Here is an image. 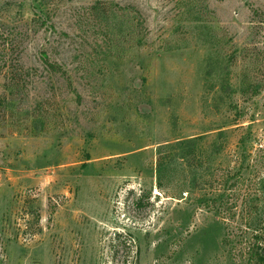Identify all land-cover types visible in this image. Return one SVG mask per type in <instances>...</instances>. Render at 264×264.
Returning <instances> with one entry per match:
<instances>
[{"label":"rangeland","instance_id":"rangeland-1","mask_svg":"<svg viewBox=\"0 0 264 264\" xmlns=\"http://www.w3.org/2000/svg\"><path fill=\"white\" fill-rule=\"evenodd\" d=\"M251 201L264 0H0V264H244Z\"/></svg>","mask_w":264,"mask_h":264},{"label":"trees","instance_id":"trees-1","mask_svg":"<svg viewBox=\"0 0 264 264\" xmlns=\"http://www.w3.org/2000/svg\"><path fill=\"white\" fill-rule=\"evenodd\" d=\"M45 65L56 72V65L49 64L47 61ZM183 146H186L185 142H177L176 147L182 149ZM159 155L160 157L158 158L157 168L158 172L160 173L162 167L161 152H159ZM225 174H223V178L225 180H223V182L221 183V189L216 191V194L213 198H208L206 194L201 195V197L198 199V205L200 207H205L211 211H214L222 218L223 223L224 221H226L225 223L229 224L230 220H234L237 210L236 205L234 204L235 202L230 199L232 195L227 194V191L228 189H230V191H233V187H235V185L230 184L231 178H229L228 175ZM158 179V185H160V176H158ZM228 186L229 188H227ZM158 187L159 189H161V186ZM250 205V208L255 213L252 221L250 220L252 225L248 224V228L252 233L250 236L251 240L248 241L249 243L245 244V247L243 248L245 253L241 256L240 261H243L244 264H264V217L257 214L259 212L258 201H251ZM261 211L264 212V208H262ZM235 223L236 225H238L239 221L237 220ZM224 228H227V226L225 227L224 225Z\"/></svg>","mask_w":264,"mask_h":264}]
</instances>
